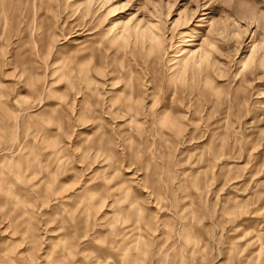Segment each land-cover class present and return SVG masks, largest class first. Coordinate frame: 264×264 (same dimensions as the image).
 <instances>
[{"label":"rangeland","instance_id":"obj_1","mask_svg":"<svg viewBox=\"0 0 264 264\" xmlns=\"http://www.w3.org/2000/svg\"><path fill=\"white\" fill-rule=\"evenodd\" d=\"M0 264H264V0H0Z\"/></svg>","mask_w":264,"mask_h":264},{"label":"bare ground","instance_id":"obj_2","mask_svg":"<svg viewBox=\"0 0 264 264\" xmlns=\"http://www.w3.org/2000/svg\"><path fill=\"white\" fill-rule=\"evenodd\" d=\"M143 35H145V34H143ZM153 37H154V34H153V33H150V34L147 36L148 39H152ZM189 52H190V51H189ZM185 54H186V53H185ZM187 55H188V54H186V55L183 56V58H182V60H181V63L183 62V59H184L185 57H188ZM188 59H190V60L192 59V54L188 57ZM186 65H187V64H186Z\"/></svg>","mask_w":264,"mask_h":264}]
</instances>
